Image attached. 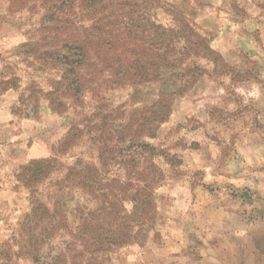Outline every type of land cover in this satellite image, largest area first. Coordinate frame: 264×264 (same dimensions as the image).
<instances>
[{"label": "rangeland", "instance_id": "obj_1", "mask_svg": "<svg viewBox=\"0 0 264 264\" xmlns=\"http://www.w3.org/2000/svg\"><path fill=\"white\" fill-rule=\"evenodd\" d=\"M160 1L163 9L152 11L156 22L177 31L171 13L188 19L208 40L217 64L199 61L201 71L209 75L177 97L155 138L142 139L155 148V164L164 176L156 187V222L137 242L109 254L106 264H222L223 234L231 220L245 222L257 239L264 235V0ZM43 14L39 7L31 13L0 0V259L4 262L3 248L31 208L29 192L17 178L20 167L54 157L74 119L82 124L94 108L104 112L89 87L81 90L82 108L70 107L62 115L50 109L46 94L61 80L62 70L44 55L37 37ZM183 46V41L177 44L179 49ZM164 84L166 80L125 85L102 95L124 113L117 120L122 126L129 122L131 111L153 104ZM91 136L95 135H85L74 148L57 153L63 166L38 187L48 205L63 204L72 230L79 222L77 207L91 209L95 203L82 189L59 185L66 167L95 162ZM111 169L116 171L109 177L125 178L124 170ZM232 237L241 246L242 235ZM67 239L65 235L48 242L38 263L14 254L11 260L47 263L65 248ZM209 245L215 246L220 259H209Z\"/></svg>", "mask_w": 264, "mask_h": 264}, {"label": "trees", "instance_id": "obj_2", "mask_svg": "<svg viewBox=\"0 0 264 264\" xmlns=\"http://www.w3.org/2000/svg\"><path fill=\"white\" fill-rule=\"evenodd\" d=\"M7 1L31 13L37 7L44 10L37 37L44 55L62 70L61 80L46 94L50 109L62 115L70 107L82 108L81 90L89 87L104 112L94 108L82 124L74 119L54 149L56 154H64L85 135H95L91 136L97 150L95 162L66 167L59 185L82 189L94 207H77L79 222L72 230L63 204L48 205L38 188L63 166L57 155L21 166L17 178L29 192L31 208L4 246L1 256L5 262L0 259V264H15L12 254L38 263L43 247L65 235L69 237L63 242L65 248L43 264H106L109 254L134 244L145 228L155 225L156 187L164 176L155 164V148L146 140L155 138L168 121L177 97L209 75L207 70L201 71L199 61H213L215 67L216 53L194 24L177 12L171 13L177 31L158 24L152 11L163 9L160 0ZM181 41L184 46L179 49ZM163 80L167 84L161 86L153 104L134 109L127 124H117L124 113L112 108L102 95L104 90ZM111 168L124 170L125 178L109 177L116 171Z\"/></svg>", "mask_w": 264, "mask_h": 264}, {"label": "crops", "instance_id": "obj_3", "mask_svg": "<svg viewBox=\"0 0 264 264\" xmlns=\"http://www.w3.org/2000/svg\"><path fill=\"white\" fill-rule=\"evenodd\" d=\"M231 221L229 222L230 224H228L229 227L225 231L226 234L225 232L223 234L224 255L222 260H224V263L222 264H264V235L257 239L252 234V228H249V230H247L248 226L245 222H243L242 220H239L238 222ZM235 225H238V227H235ZM233 234L242 235L243 242L241 246H236L235 242L232 240ZM210 250L212 253L209 252V259H211L212 261H215L217 258L220 259L219 255H217L216 253L215 246L209 245V251Z\"/></svg>", "mask_w": 264, "mask_h": 264}]
</instances>
